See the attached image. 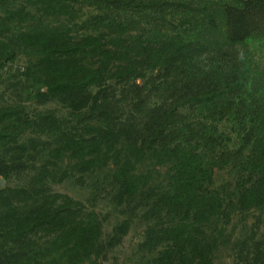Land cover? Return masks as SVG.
Segmentation results:
<instances>
[{"label": "trees", "instance_id": "1", "mask_svg": "<svg viewBox=\"0 0 264 264\" xmlns=\"http://www.w3.org/2000/svg\"><path fill=\"white\" fill-rule=\"evenodd\" d=\"M72 1L0 0V177L9 182L0 184V264H95L136 220L146 222L137 254L149 264H217L222 250L231 264H264V75L239 99L222 75L184 69L182 82L156 87L161 95L151 98L132 60L156 55L124 45L121 33L74 37ZM98 2L152 16L168 6ZM205 33L218 51L264 41V0L215 5ZM111 42L118 50L105 64ZM33 69L34 104L64 114L31 111L23 92ZM225 170L231 180L219 183ZM60 171L93 180L129 216L112 236L84 204L52 189ZM237 215L253 220L240 235L228 231Z\"/></svg>", "mask_w": 264, "mask_h": 264}, {"label": "rangeland", "instance_id": "2", "mask_svg": "<svg viewBox=\"0 0 264 264\" xmlns=\"http://www.w3.org/2000/svg\"><path fill=\"white\" fill-rule=\"evenodd\" d=\"M98 1L73 0L72 4L77 6H73L75 8L67 20V30L74 37L79 38L85 37L90 31L99 37V30L102 29L104 31L102 36L106 37L124 34L121 38L124 45L128 42L142 43L146 51L156 55V58L154 56L150 59L148 55L138 57L137 54L132 62H134V68L142 69L143 74L139 76L137 83L145 85L151 98H158L161 95L159 91H156V87L182 82L186 74L183 72L184 69L201 72L200 76L222 75L223 83L228 85L225 91H228L231 97L239 99H249L252 94L249 90L250 84L264 75V41L251 40L246 48L234 52L214 50L207 45L208 38L205 31L210 9L215 5L232 3L234 0H137L147 5L158 3V1L167 3L165 12L157 16H152L149 10L142 12L138 8L125 14L120 9H109ZM147 15H151V19ZM104 17H107L106 22L99 19ZM109 26H111L110 29ZM113 44L114 42H111L110 47H102L111 54L109 60H104L105 64L111 63L116 56L115 51L118 50V46L113 47ZM88 61L98 62L97 59ZM22 62L25 63L24 60ZM21 65L25 66L22 63ZM35 72V69L31 71L30 81L26 83V89L23 92L25 99H30L27 105L31 111L53 110L64 114V109L59 105L49 104L38 108L34 104L40 89V85L34 80ZM45 90L44 88L41 91ZM70 175L71 173L68 174ZM231 176L232 174L225 170L217 177L218 182L230 181ZM15 180L13 178L11 182L14 183ZM0 184L5 186L9 185V182L0 177ZM98 186L99 184H94L93 180L82 184L76 179H69L63 171H60L52 189L62 196H68L75 202L84 204L86 212L94 214L102 223L105 234L112 236L113 227L124 217L127 219L129 216L122 217L119 210L110 205L111 198L101 194ZM262 221L264 222V217ZM145 223L141 220L134 221L129 234L121 241V245L115 248H103L95 264H149L150 256L137 254V245L141 240ZM252 224L251 216L237 215L228 231L234 230L235 235H240V232L250 228ZM106 241L108 242L109 239L106 238ZM218 256L217 264H231L227 250L220 251Z\"/></svg>", "mask_w": 264, "mask_h": 264}]
</instances>
